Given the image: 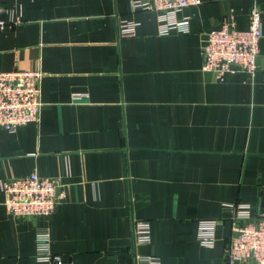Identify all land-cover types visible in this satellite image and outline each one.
Segmentation results:
<instances>
[{
  "label": "crops",
  "instance_id": "1",
  "mask_svg": "<svg viewBox=\"0 0 264 264\" xmlns=\"http://www.w3.org/2000/svg\"><path fill=\"white\" fill-rule=\"evenodd\" d=\"M132 0H2L0 71L40 69L37 121L0 127V180L61 176L66 198L48 216L16 217L0 189V264H225L230 206L264 207V0H200L161 13ZM261 15L257 67L219 80L202 70L204 33ZM134 22L132 32L121 25ZM149 226L137 245L135 221ZM213 221V243H200ZM242 264H252L243 262Z\"/></svg>",
  "mask_w": 264,
  "mask_h": 264
},
{
  "label": "built area",
  "instance_id": "2",
  "mask_svg": "<svg viewBox=\"0 0 264 264\" xmlns=\"http://www.w3.org/2000/svg\"><path fill=\"white\" fill-rule=\"evenodd\" d=\"M200 0H132L133 8L156 10L161 13L160 33H167L172 27L184 28L187 17L177 19L175 13L189 5H198ZM6 9L0 0V13ZM20 9L9 13V18L0 17V31L18 22ZM134 22L121 25L122 32H132ZM262 35L261 15L256 6L249 13L247 28L238 29L232 19H224L219 28L204 33L201 45L202 70L212 73L216 79H223L227 73L235 71L253 72L259 53V40ZM40 69H13L0 71V127L13 131L19 125L37 121L41 101ZM61 176H41L32 171L26 175L0 180V189L5 194L6 211L16 217L50 215L56 204L66 198ZM231 234L226 242L225 264H264V207L255 217L248 204L230 206ZM213 221L203 222L198 238L201 244L213 243ZM134 241L137 245L149 243V226L145 221H135ZM38 253L41 260L60 264L59 255L47 251V235L38 238ZM136 264H159L153 255L139 254Z\"/></svg>",
  "mask_w": 264,
  "mask_h": 264
}]
</instances>
